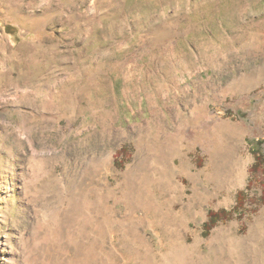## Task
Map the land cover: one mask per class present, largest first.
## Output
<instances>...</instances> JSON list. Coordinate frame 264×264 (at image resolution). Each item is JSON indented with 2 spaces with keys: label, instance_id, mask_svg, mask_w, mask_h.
Masks as SVG:
<instances>
[{
  "label": "rangeland",
  "instance_id": "obj_1",
  "mask_svg": "<svg viewBox=\"0 0 264 264\" xmlns=\"http://www.w3.org/2000/svg\"><path fill=\"white\" fill-rule=\"evenodd\" d=\"M258 139L264 0H0V264H264Z\"/></svg>",
  "mask_w": 264,
  "mask_h": 264
},
{
  "label": "trees",
  "instance_id": "obj_2",
  "mask_svg": "<svg viewBox=\"0 0 264 264\" xmlns=\"http://www.w3.org/2000/svg\"><path fill=\"white\" fill-rule=\"evenodd\" d=\"M254 144L255 145L253 148V152H254L256 160H255L254 164L252 165L251 170L253 173H258V171H260L261 168L264 169V152L262 150L264 140L258 139V140H256V142ZM244 194H245L244 191L239 192L238 204H237V207L234 208V210H227V209L223 208L219 211H215V210L209 211L208 220L204 223V233L206 235L210 234V231L217 224V222L219 220H225V219L232 218V215L234 214V212L236 210H238V208L244 207V205L246 203V198H247L244 196ZM261 200H262V202H264V194L261 196Z\"/></svg>",
  "mask_w": 264,
  "mask_h": 264
},
{
  "label": "bare ground",
  "instance_id": "obj_3",
  "mask_svg": "<svg viewBox=\"0 0 264 264\" xmlns=\"http://www.w3.org/2000/svg\"><path fill=\"white\" fill-rule=\"evenodd\" d=\"M198 244H200V241L197 239V240H196V245H198Z\"/></svg>",
  "mask_w": 264,
  "mask_h": 264
}]
</instances>
